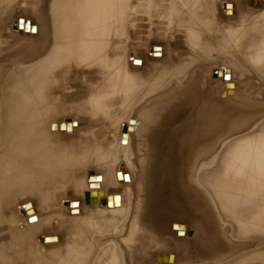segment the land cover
<instances>
[{
	"label": "bare ground",
	"instance_id": "obj_1",
	"mask_svg": "<svg viewBox=\"0 0 264 264\" xmlns=\"http://www.w3.org/2000/svg\"><path fill=\"white\" fill-rule=\"evenodd\" d=\"M190 2L193 8H196L198 0H190ZM50 5V14L53 13L51 14L53 19L51 18L52 23L47 34L44 33L45 35H43L41 27L39 28L38 25L33 23L29 24L28 19L23 17L21 18L24 19V22H21V24L18 23V20L14 27L15 30H8L6 36L2 35V32L0 34V50L6 51V54L0 51V60L2 58L9 60L6 64L0 61V75L1 73L6 74L5 66L7 64L11 63L13 66L20 64L15 61L18 53L27 45L30 46V50H33L32 42L37 37L42 44L48 39L53 43L50 49L47 47L48 52L44 53V49L39 52V57L35 54L32 56L26 54L28 57H25V61H31L35 57L39 59H33L36 62H28L30 65L23 68L19 75L9 78L7 80L9 88H0V94L4 93L2 100L3 112L0 115V119L2 120V117L4 119V125L2 124L0 130V139L2 140L0 142V204L3 203L4 212L5 209H11L9 211L13 212V209L18 205V202L15 206L14 202L11 201L4 203V200L15 197L14 194L22 193L26 196V194L31 193L33 196L47 200L51 195L53 197L57 196L56 193H61L60 189L64 187L63 192L66 189L65 187L68 186L66 183V179L70 174L68 172L72 173L74 171H69L67 168L90 166L91 160L88 161L87 159L88 162H86L87 155L91 157L88 152L92 150L91 143L89 146V141H91L89 135H82V138L80 135L77 145L73 142L72 144H75V146H70V149L57 148L49 143L51 136L62 131V123L67 124L69 121L66 119L64 122L59 123L56 120L48 122L49 113L54 110L55 106L53 108L50 107L51 105L49 106L52 111L47 107L49 103L47 100L50 97L46 95V88L52 80L56 81L58 85H60L59 82L63 81L61 84L64 83L65 85L64 80H69L70 76H73L74 70L79 71L75 68L76 66L72 65H78V67L86 69L85 71H79L80 74L86 72L87 76L90 77L87 80L90 81L89 84L87 82L85 84L81 82V84L83 83L86 87H82L87 92L84 97L94 103L93 111L95 112L108 114L115 102L122 104L123 111H133L143 99L151 97L148 98L149 100L146 99L150 104L140 113V120L129 117L124 124L119 125V141L116 147L99 149L103 152L99 157L105 161L107 166L111 162L122 159H126L128 163L135 165V160L143 159L140 173L141 180L139 182L142 188H139V192L141 189L142 196L136 198L134 202V216L136 218L131 221L130 226L120 236L121 239L126 237L124 240L128 244L123 246L118 241H114L117 243L107 245L109 246V254L106 253L108 256L105 264H121L122 254H128L130 264H140L143 261L142 256H145L142 254L147 248L144 238L146 236L150 238V244L148 245V247H151L149 250L150 255L153 252L155 256L162 257L163 255L165 258L167 256L170 258L173 255L169 252V254H166L167 252L158 254L157 252L160 253V249L154 254L158 246H162V248L163 246H171L175 252L179 250H176L177 247H175L177 243L175 245L170 238L164 240V235L167 233L168 236H177L181 231L184 234L179 233V235L185 236L188 235L190 229L184 223L185 221H173L172 219L168 226L163 221L158 222L157 220L163 218V215L172 216L176 219H187L188 215L201 214H207L211 217V221L215 218L216 233L215 235L213 233V238L208 243L200 241L201 238L197 236L193 243L197 247L198 254L209 255L210 260L221 263V261L243 252L239 255L241 258L237 259L239 263H244L252 258L261 259L262 264H264V129L259 128L260 130L253 131L248 129L249 131L245 130L243 133L244 129L242 130L241 127L246 128L245 125L248 124L249 120L251 121L255 113L245 112L246 109L252 108L251 103L244 95H236V85L233 82H228V76L232 73L229 67L219 68L215 72L218 75L219 70H230V73L221 71L223 73L221 77L215 74V78H220L221 83L224 84L225 88H228L229 92L235 90L229 95L226 94L229 99L222 98L223 93L219 95L218 89L208 95L209 87L206 89L202 85L203 82H206V76L202 77L204 81H201V79L198 82H192L194 70L184 73V81L169 85L161 84V82L157 84L150 83V77L146 81L144 78H135L128 75L124 44L122 43L127 29V0H52ZM180 7L182 8L181 5ZM192 12V26L189 31L193 30V34L189 38L192 47L197 48L199 42H202L201 38H203L205 30L211 29V23L205 19H203V22L197 21L199 18L198 11L192 10ZM189 15L191 16V14ZM27 25H30V29L36 26V31L28 33L25 31ZM257 33L264 35L263 26L252 25L249 28L246 26L240 30L232 29L230 31V34L235 38L238 36L242 39L247 38V41L244 40V44H247L246 47L254 48L250 52L249 61L262 66L264 63V36L261 42L257 44V42H254ZM223 40L225 41V39ZM242 44H240V48L243 46ZM134 59L142 60L141 58ZM20 60H22V57H20ZM8 67L7 69H9ZM95 68H101L99 69L100 78L91 70ZM0 77H3V75ZM142 80L145 81V84ZM67 81L66 84H69ZM79 81L82 80L79 79ZM154 81L152 79L151 82ZM0 83H2L1 80ZM86 83L89 86H86ZM221 83L219 82V84ZM205 84L207 86L208 83ZM228 84H233V87H228ZM62 86L63 84L57 87L63 89ZM65 87L64 89L69 88V86ZM195 87L199 88V91ZM14 88H17V92ZM61 89L59 91L63 92L64 90ZM54 92L58 93L57 91ZM53 95L56 96L55 93ZM235 95L238 96L236 99L233 98ZM51 99V101L55 100ZM147 101L143 102V105L147 104ZM43 102L45 106L43 105L44 107L37 110V105ZM53 105L55 104L52 102ZM255 109L258 113L259 108ZM260 111L264 112V110ZM245 118L247 119L244 124ZM239 120L242 122L237 123ZM99 121L97 120V123ZM101 122L98 124H101ZM54 124L56 125L54 126ZM103 125L105 126L104 123ZM107 128L109 129L108 126ZM68 129L64 132L66 135L71 130L74 132L75 126L71 125ZM106 131L109 137L112 134L115 135V131L111 135L107 129ZM106 131L104 130V133L102 131L104 138H106ZM94 136V141H96L97 138ZM112 137L111 140H113ZM92 143L94 142L92 141ZM108 144L110 146L111 143ZM80 147L81 150H85L86 157H83L85 154L83 156L79 155L81 152ZM3 149L4 151H1ZM107 166L104 167L102 174L107 171L105 169ZM78 167H75V170ZM117 168L114 172V178L119 183L122 176L127 173L122 166H119V170ZM79 176L78 179H81ZM84 176L83 174L82 178ZM105 176L106 179H109L108 174ZM125 179L126 181L121 183L132 184L133 176L130 173L125 176ZM86 180L87 182L83 181L87 183V187L88 185L97 184L96 181L103 182L105 178L102 175L101 180L99 176L94 180V177L92 179L90 174L86 177ZM77 187L75 188L77 189ZM77 191L75 196L81 192L82 195H80L82 197L84 195L88 201V195H85L88 192L87 188L85 192ZM219 207L221 210L223 209L230 222L221 221L219 215H217L218 209L220 210ZM143 210L150 213L152 221H146L145 217L144 220H141L140 213ZM236 211L242 215L239 216ZM9 217L11 216L9 215ZM10 219L9 221H11ZM204 224L206 225V223ZM176 225L178 229L174 227ZM210 227L207 228V231ZM153 229L155 234L152 233ZM234 235L247 240L243 242L236 241ZM208 237L210 236L208 235ZM94 243V246L98 245V243ZM200 259H203V257ZM204 259L207 258L204 257ZM251 262L246 264H251Z\"/></svg>",
	"mask_w": 264,
	"mask_h": 264
},
{
	"label": "rangeland",
	"instance_id": "obj_2",
	"mask_svg": "<svg viewBox=\"0 0 264 264\" xmlns=\"http://www.w3.org/2000/svg\"><path fill=\"white\" fill-rule=\"evenodd\" d=\"M51 2L52 0H0V34L2 32V35L6 36L8 30H15L14 27L18 20V23L24 22V19H22L21 17L27 18L29 24L33 23L38 25L39 28L41 27L43 35L47 34L49 27L51 26V18L53 16L51 15L53 13L50 14ZM191 4L192 3L190 2V0H127V29L125 35L123 36L122 43L124 44L128 75L135 78H144L145 81L150 77V83L157 84L161 82V84L169 85L172 83L184 81V73H188L189 71L194 70V73L192 74V82H198L202 79L203 76H206V82H203L204 84L202 83V85H204L206 89L207 87H209L210 91H208L207 94L210 95V92L216 91L218 89V94L219 92V95L225 93V95L222 94V98L227 99L228 97L226 96V94L229 95V93L231 94V92L235 90L229 92L228 88H225L224 84L221 83V79H216L215 77H221L223 76L222 72L230 73L231 70L232 73L228 76L229 81H227L233 82L236 85V95H244L248 99V102L251 103L252 108L246 109L245 112L250 111L255 113L253 118H251V121L249 120L250 122L248 121V124L245 125L246 128L241 127L242 130L244 129L243 133L245 132V130L253 131L256 129L258 130L259 128L264 129V112L260 111L264 110V63L261 66L249 61L251 54L250 52L253 51L254 48L250 49L246 47L247 44H244V40H246L247 38L242 39L239 36L235 38L230 34V31L232 29L240 30L246 26L247 28H249L252 25L263 26L264 32V0H198L196 8H193ZM180 5L182 6V8L180 7ZM192 10L198 11L197 15L199 16V18L197 19V21L200 20L201 22H203V19H205L206 21L211 23V29L208 28L209 31L207 29L205 30V34L203 35V38H201L202 42H199L200 44H198L197 48L192 47L193 45H191L192 43L189 38L193 34V30L189 31L192 26ZM189 14H191V16ZM21 28L23 27L21 26ZM25 31H27L28 33H31L33 31L35 32L36 26L30 29V25H27ZM225 35L228 39L225 38ZM263 36V34L257 33L254 42H257V44L260 43ZM223 39H225V41ZM240 42L243 43V46L241 47L242 49L240 48ZM32 45L34 46L33 50H30V46L27 45L25 46L26 48L23 47L21 51L19 50L20 52L18 51L19 53L15 61L20 64H16L15 66H13V64L10 63L5 66L7 75L1 73L3 77H0V80L2 82L0 83V88H9V84L7 82L9 78L19 75L23 68L30 65V63L28 62H36V60L39 59L35 57L36 60H33L35 58L31 57V61H25L24 59H26L25 57L27 55L32 56L35 54V56L39 57V52H41L43 49L45 50L43 51L44 53L48 52V48L50 49V46H52L53 43L48 39V41L42 44L40 39H38L37 37V39L32 42ZM23 49L26 50L24 51ZM0 51L6 54L5 50ZM30 51L32 52V54ZM20 57H22V60H20ZM134 58H141L142 60H135ZM0 61L1 63L6 64L9 60L7 61L6 59L2 58ZM248 61L250 62V64L248 63ZM72 66H76L75 68H77L79 71L84 70L81 67H78V65ZM7 67L9 69H7ZM224 67H229L230 70H219L218 75L216 73L215 76L216 70H218L219 68L224 69ZM99 69L101 68H95L91 70L94 71L95 74L100 78L101 75ZM79 71L74 70V73L72 74L73 76H70V79L72 77L71 83L70 79H67L68 81L64 80L65 85L64 83H62V87L66 88L65 86H69V88L67 87L68 89H58L57 86L62 85L61 82L63 81L59 82L60 85H58V83L53 80L48 83V86L46 88V95H48L50 98L47 100L49 102H47V107L49 108V106L51 105L50 107L53 108L55 106L53 111L49 108L52 112L49 113L50 116L48 117V122L56 120L59 123L62 121L64 122L67 119L72 123H62V131L57 135L54 134L53 136H51L49 138V143L55 145L57 148L61 147L63 149H70L72 146H75V144H72L73 142L77 145L80 135L81 138L82 135H89L91 137L89 146L91 143L90 147L92 148V150L88 152L89 154H91V157H88L87 155L86 162L91 160L89 164L92 167H90L89 165L79 167L75 166L78 167L76 168V170L75 167H71V169L67 168V170L69 169V171L74 172H68L70 173L68 175L69 177L66 179V183L68 184V186L65 187L66 189H64L63 192L62 189L64 187L60 189L61 193H56L57 196L53 197L51 195L49 199L43 200L42 198L33 196V194L31 193L26 194V196L22 193L14 194L15 197H10L9 200H4V203H8L9 201L14 202V206L17 205L16 203L18 202V205L16 206L17 209L15 207L13 209L14 211L12 210L13 212H10L11 209H9L10 211L5 209L4 212L2 207L3 203L0 204V264H105L107 259L106 257L108 256L106 253L109 254L108 249L110 244L117 243L114 241H118L123 246H126L128 244V242L124 240L126 239V237L121 239L120 236L122 235L124 230H126V228L130 226V224L132 223L131 221L136 218L134 216V202L136 198L142 196V188L139 182L141 180L140 173L142 169L143 159L135 160V165H131L127 162L126 159H122L111 162L107 166L105 161L102 160L101 157H99V155L103 153L99 151V149H111L116 147L119 141V125L124 124L129 117H134L140 120V113H142L143 109L150 104L146 99H150L151 97H146L145 99H143L142 102L138 104L135 109H133V111H123L122 104L120 102H115L111 107L110 113L107 114L104 112H95L93 111L94 103L90 102L84 97L87 92L84 91L85 89H82V87H85V82L90 83V81H87L90 77L87 76L86 72L80 74ZM164 76L166 77L164 78ZM79 79L82 81H79ZM152 79L155 80L154 82L156 83L151 82ZM66 81L69 82V84H66ZM142 81L145 84V81ZM201 81L204 80L202 79ZM81 82H83L84 84H81ZM219 82L221 84H219ZM87 83L86 86H89V83ZM205 83H208L207 86H205ZM228 87H233V84H230ZM14 89L17 92V88ZM53 89L57 92L60 89L66 91H63L64 94L62 91V93L60 91L56 93L52 91ZM195 89L199 91V88L195 87ZM52 93H55L57 97ZM60 93L62 94L61 96ZM3 94H0V115L3 112ZM236 95L233 96V98L235 97L236 99L238 97ZM58 96H60L62 99ZM51 98L55 100L51 101ZM146 101L147 104L143 105ZM52 102L55 105L52 106ZM56 104L60 106H56ZM43 105L44 102L40 105H37V110H40L45 106ZM58 107L61 110H59ZM88 108L90 109L88 110ZM255 108H259L258 113H256ZM246 119L247 118H245L244 120V124L246 123ZM97 120H100L99 122L102 121L101 124H98L99 122L97 123ZM241 122L242 121L240 120L237 121V123ZM103 123L105 124V126H102ZM2 124L4 125L3 117L2 120L0 119V130L3 126ZM55 125L56 124H54V126ZM71 125L75 126L74 132L71 130V132H67L68 134L66 135L64 132H66V130H69L68 127H71ZM107 126L109 127V129L107 128ZM114 127L116 130L114 129ZM99 129H101L103 133L104 130L106 131L107 129L110 135L113 131H115L116 136L112 134L114 136L112 137L111 135L109 137V134L107 135L106 131V138H104L105 136H102V131ZM111 129L112 131H110ZM98 130L100 131V133L98 132ZM96 133L99 134L97 135ZM94 134L96 135L94 136ZM89 136L88 138L90 139ZM93 136L97 138L96 141H94L95 139L93 138ZM101 136L103 137V139L101 138ZM107 137L109 138V140ZM111 137L113 140L110 139ZM106 139L110 142H108ZM1 141L2 140L0 139V142ZM92 141L94 143H92ZM102 143L103 145H101ZM108 143H111L110 146H108ZM1 151H4V149ZM80 151V156H83L86 153L85 150H81V147ZM83 157H86V154ZM102 165L107 166V168H105L107 171L104 174L102 173L104 171V167L106 166ZM119 166H122L127 174L130 173L133 176L132 184L121 183L126 181L125 176L127 174H125V176H122V178L119 180V183L115 181L114 172L117 167L119 168ZM118 168L117 170H119ZM83 174L85 175L83 177L84 179L82 178ZM90 174L92 179L94 177V180L97 178V176H99V179L101 180L103 175L105 181H96L97 184L91 186L88 185L86 187L87 183H84V181L87 182L86 177ZM106 174H108L109 179H106ZM78 176L81 177L82 180L80 178L79 180ZM75 177L76 180H79L80 182L76 181ZM127 180L128 182L130 181L129 178ZM78 185L79 187H77ZM75 187L84 192L86 188L88 189V192H86L85 194L88 195V201L86 200L84 195L83 197L81 196L82 193L79 189V195L75 196V192L77 191ZM139 188H141L140 192ZM74 189L76 190L75 192ZM83 200L86 201L84 202ZM236 213L238 212L236 211ZM9 215L11 217H9ZM140 215L141 220H144L145 217L146 221H152V219H150L151 215L148 211L143 210ZM217 215H219L221 221L230 222V220H228V218L224 214L223 209H218ZM241 215L239 214V216ZM9 219L11 221H9ZM172 219L173 221H185L184 223H186V225L190 229L188 235H185L186 238L185 236L179 235V233L177 236H168L167 233V235H164V240L170 238L172 239L171 242L174 241L173 243L175 245L177 243V246L175 247H177L176 250L179 249L177 250L178 253L177 251L175 252V250H173L171 246H163V248L162 246H158L156 247L154 254H156V251H159L160 249V253L157 252L158 254H165V252H167L166 254L170 253L173 255L170 256L171 259L169 258V256H167L168 258L166 257V259L165 257H163V255L162 257H158V255H156V257L155 255H153V252V256L150 255L151 253H149V250L151 247H148V245L150 244V238L146 236L144 238L146 240L145 243L147 248L144 250V254H142L145 256H142L143 261L140 264H246L251 261H254L251 262V264H262L261 259L252 258L248 259L244 263H239V260L237 259L241 258L239 257V255L243 254V252H239L240 254L235 257L223 260L221 261V263L210 260L208 257L209 255L200 253L198 254V250L196 249L197 247L194 246L193 242H195L197 236L201 238L200 241H205L206 243H208L213 238V233L214 235L216 233V223L214 220L215 218L212 220V223L211 217H209L207 214L192 216L188 215L187 219H176L172 216L169 217L163 215V218H159L157 221H163L164 224H168L169 226ZM204 223H206V225ZM208 227H210L209 231H207ZM208 232L210 233L208 234ZM152 233L155 234L154 229ZM208 235L210 237H208ZM234 236L236 241L239 242L247 240L236 235ZM98 239L99 241H97ZM94 242L98 243V245L94 246ZM184 243L187 245V247L186 245H183ZM183 246L184 248H182ZM147 253L149 254L147 255ZM119 255L121 254L119 253ZM119 255L118 257L120 258ZM149 255L153 258H151ZM199 257H203V259H200ZM204 257H206L207 259H204ZM161 258L165 260H162ZM233 258L235 261L233 260ZM128 260V254L121 255V264H130V261Z\"/></svg>",
	"mask_w": 264,
	"mask_h": 264
},
{
	"label": "water",
	"instance_id": "obj_3",
	"mask_svg": "<svg viewBox=\"0 0 264 264\" xmlns=\"http://www.w3.org/2000/svg\"><path fill=\"white\" fill-rule=\"evenodd\" d=\"M215 74H216V73H215ZM174 227H175L176 229H178L177 225H176V226H174ZM179 233H180V234H184V233H183V232H181V231H180Z\"/></svg>",
	"mask_w": 264,
	"mask_h": 264
}]
</instances>
